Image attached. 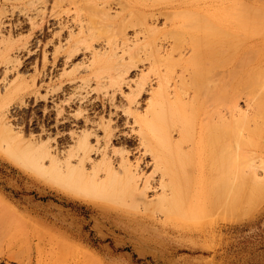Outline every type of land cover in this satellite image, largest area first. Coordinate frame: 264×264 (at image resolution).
Returning <instances> with one entry per match:
<instances>
[{
  "label": "rangeland",
  "instance_id": "374dc122",
  "mask_svg": "<svg viewBox=\"0 0 264 264\" xmlns=\"http://www.w3.org/2000/svg\"><path fill=\"white\" fill-rule=\"evenodd\" d=\"M116 1L107 0L114 9L110 13L120 10ZM129 1L145 10L146 4L153 8L170 0H156L154 5L151 0ZM191 1L204 3L209 19L221 20L220 40L213 41L215 49L210 50L221 52L217 61L221 60V84L228 93L223 109L235 101L242 114L254 116L258 112L253 103L260 100L263 88L264 77L256 79V74L264 72V33L253 31V21L264 11V0ZM53 2L0 0V135L7 127L20 145L45 150L36 166L32 160L33 168H26L9 159L8 146L0 139V264H264V199L238 218L227 217L224 210V215L208 212L204 220H186L183 214L148 215L142 208L85 201L41 173H49L50 159L63 161L88 117L89 132L95 133L90 134L93 159L100 160L96 140L104 146L101 126L110 124L116 135L130 142L112 140L109 149L125 150L130 163L144 158L140 170L152 174L150 165L144 166L151 155L143 157L137 148L132 131L136 125L129 113L142 114L158 74L168 66L173 70L169 85H179L190 75L191 83L197 72L195 65L183 71L190 42L183 34L185 42L178 43L163 16L127 17L119 29L88 17L91 9L84 8L82 0H64L52 9ZM112 23L117 22L108 25ZM152 30L155 36L148 37ZM257 44L263 48L258 52L252 46ZM152 49L158 56L173 51L165 62L155 58ZM111 54L113 63L93 65L94 55L106 59ZM141 75L147 80L136 97L139 103L128 109V93L136 89ZM247 101L252 104L249 111ZM243 145L244 152L252 151ZM86 168L91 169L88 162ZM147 196L155 198L152 191ZM211 196L208 203L214 201Z\"/></svg>",
  "mask_w": 264,
  "mask_h": 264
},
{
  "label": "bare ground",
  "instance_id": "6f19581e",
  "mask_svg": "<svg viewBox=\"0 0 264 264\" xmlns=\"http://www.w3.org/2000/svg\"><path fill=\"white\" fill-rule=\"evenodd\" d=\"M61 1L64 0H54L52 9ZM143 1L150 4V0ZM153 1L156 0H151V4ZM82 2L84 8L91 9L87 13L88 17H96V21L101 18L102 22H107V26L117 25L119 29H122V22H125L127 17L146 20L147 17L163 16L178 43L185 42V37H180L183 34L186 35L187 42H190L187 43L190 55L182 62L184 61L183 71H190L194 65V69L197 68L193 81L188 82L190 75L187 79H181L179 85H169L173 70L166 66L165 72L158 74L157 85L150 91V99L142 114L129 113L133 124L136 125L132 131H135L138 141L137 148L143 157L147 153L151 155L150 160L144 162V166L150 165L152 174L141 172V158L137 157L134 163H130L125 150L109 149L108 144L112 140L119 143L130 142L127 137L116 135L110 124L101 126L104 146L100 144L99 139L96 140L95 152L100 155V160L93 159L90 154L94 149L91 146L90 134L95 133L89 132L88 117L85 118L83 131L74 133L75 145L66 151L63 161L56 164L50 159L49 173H57L52 177L48 176L49 173L45 175L39 170L40 167H35L39 159L42 160L41 156L45 150L20 145L12 135L11 129L7 127L0 135V139L8 146L5 154L26 168H33L30 165L33 160L35 171H41L53 184L72 193L73 197L85 201L142 208L148 215L161 213L170 217L183 214L186 220H204L208 212L217 214L220 211L224 215V210L228 213L227 217L232 218L248 214L255 208V204L264 199V79L261 82L263 88H260L259 93L261 98L253 103L258 112L254 116L242 114L235 101L223 109L228 93L224 90L226 87L221 84V60L217 61L221 52L218 46L216 47L219 52L211 51L215 49H211L213 41L219 42L220 32L223 31L221 20L209 19V12H205L204 3L191 0H170L161 6L158 3L153 8L142 4L145 10L139 7L141 5H134V2L129 0H118L116 2L120 5V10H115L114 13H110L114 9L110 10L111 5H108L107 0ZM108 22L117 23L108 25ZM149 29L148 31L151 30ZM253 29L255 33L258 32L256 34L264 33V11L256 13ZM93 32L95 33L96 29ZM154 32L152 30L150 34L154 35ZM150 34L148 37L152 36ZM163 35H166V32ZM151 43L152 45H149L155 49L156 45L153 41ZM144 45L143 48L148 44ZM252 46L256 52L262 48L261 44H257L260 48ZM172 51H167L163 56H158V51H153L155 55H152L166 62ZM215 56L217 59L213 61L214 64L212 59ZM113 57V54L106 59L94 55L93 65L102 68L104 63H113ZM261 65L264 68V61ZM256 75V79H259L260 76L264 77V72ZM144 76L141 75L142 79L135 82L136 89L128 93V109L132 103H139L136 97L140 95L146 83L147 79L143 80L146 75ZM254 91L256 87L251 96ZM246 106L249 111L252 104L247 101ZM135 108L137 110V107ZM242 143L243 146L252 147V151L244 152L246 148H241ZM38 150H41L39 154ZM141 160L144 161V158ZM87 162L91 167L90 171L86 168ZM208 166L211 167V173L208 172ZM156 173L158 175L154 178ZM149 191L153 192L155 198L148 200ZM209 195L213 196L209 199L214 201L208 203L209 200H206Z\"/></svg>",
  "mask_w": 264,
  "mask_h": 264
}]
</instances>
